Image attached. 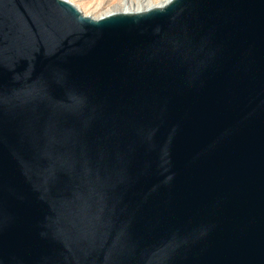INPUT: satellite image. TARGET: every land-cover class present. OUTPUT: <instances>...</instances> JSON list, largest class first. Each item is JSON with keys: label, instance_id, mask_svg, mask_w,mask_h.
<instances>
[{"label": "water", "instance_id": "1", "mask_svg": "<svg viewBox=\"0 0 264 264\" xmlns=\"http://www.w3.org/2000/svg\"><path fill=\"white\" fill-rule=\"evenodd\" d=\"M0 264H264V0H0Z\"/></svg>", "mask_w": 264, "mask_h": 264}, {"label": "bare ground", "instance_id": "2", "mask_svg": "<svg viewBox=\"0 0 264 264\" xmlns=\"http://www.w3.org/2000/svg\"><path fill=\"white\" fill-rule=\"evenodd\" d=\"M168 1L169 0H113L105 11L95 17L98 18L115 12H135L140 10H146L153 6L164 5ZM79 8L82 10L80 6Z\"/></svg>", "mask_w": 264, "mask_h": 264}, {"label": "rangeland", "instance_id": "3", "mask_svg": "<svg viewBox=\"0 0 264 264\" xmlns=\"http://www.w3.org/2000/svg\"><path fill=\"white\" fill-rule=\"evenodd\" d=\"M82 8V12L90 16H98L105 11L113 0H71Z\"/></svg>", "mask_w": 264, "mask_h": 264}]
</instances>
